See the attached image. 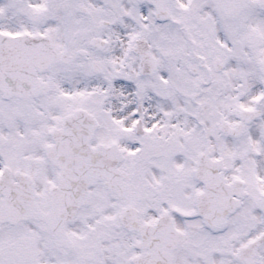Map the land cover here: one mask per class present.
Masks as SVG:
<instances>
[{
    "label": "snow or ice",
    "instance_id": "1",
    "mask_svg": "<svg viewBox=\"0 0 264 264\" xmlns=\"http://www.w3.org/2000/svg\"><path fill=\"white\" fill-rule=\"evenodd\" d=\"M0 264H264V0H0Z\"/></svg>",
    "mask_w": 264,
    "mask_h": 264
}]
</instances>
